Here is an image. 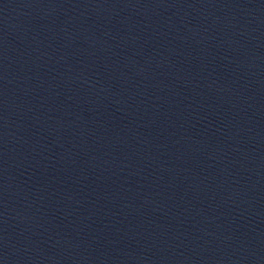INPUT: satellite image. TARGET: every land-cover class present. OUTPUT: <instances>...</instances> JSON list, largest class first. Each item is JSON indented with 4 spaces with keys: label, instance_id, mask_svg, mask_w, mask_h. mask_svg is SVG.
Wrapping results in <instances>:
<instances>
[{
    "label": "water",
    "instance_id": "1",
    "mask_svg": "<svg viewBox=\"0 0 264 264\" xmlns=\"http://www.w3.org/2000/svg\"><path fill=\"white\" fill-rule=\"evenodd\" d=\"M264 241V0H48Z\"/></svg>",
    "mask_w": 264,
    "mask_h": 264
}]
</instances>
